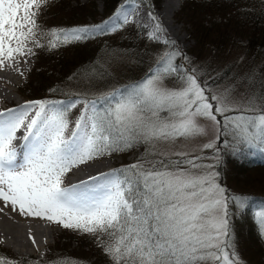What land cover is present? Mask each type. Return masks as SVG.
I'll return each mask as SVG.
<instances>
[{
    "label": "snow or ice",
    "instance_id": "1",
    "mask_svg": "<svg viewBox=\"0 0 264 264\" xmlns=\"http://www.w3.org/2000/svg\"><path fill=\"white\" fill-rule=\"evenodd\" d=\"M46 3L0 0V64L30 53L26 44L38 34L56 48L130 22L122 7L102 24L43 32L36 16ZM162 31L157 22L149 39L159 40ZM176 55L165 51L151 75L105 95L102 110L97 101H84L70 133L67 112L75 102L29 101L20 110L0 112V199L5 206L93 236L110 264H241L231 239L229 198L216 182L218 172L210 171L218 157L213 165L202 163L201 156L192 154V141L207 135L201 123L206 121L216 127L217 139L222 127L233 142L264 145V85L258 92L249 75L240 86L233 82L206 93L196 70L179 74ZM173 74L181 83L168 87L165 80ZM218 115L224 118L222 126ZM22 127L23 143L17 148L13 142ZM137 143L146 147L136 163L91 176V183L64 186L71 169ZM246 199L231 197L237 209ZM258 215L264 234V212ZM0 264L17 262L0 258ZM58 264L82 262L63 258Z\"/></svg>",
    "mask_w": 264,
    "mask_h": 264
},
{
    "label": "rangeland",
    "instance_id": "2",
    "mask_svg": "<svg viewBox=\"0 0 264 264\" xmlns=\"http://www.w3.org/2000/svg\"><path fill=\"white\" fill-rule=\"evenodd\" d=\"M185 1L186 0H181L172 17L167 18V23L169 24L171 22L173 24L172 26L175 28L176 34L171 32L158 16V12L163 3V0H158L157 6L153 12L148 11L143 4L135 2L136 5L143 7L142 10L147 16L151 13L149 24H146L143 20L129 19V23L133 24L135 28L140 26L144 28V38L139 42L138 47L132 49H118L115 45L111 47L112 49L110 50L103 49L102 45L98 42L99 40H96L99 39L100 33L95 35L94 40L89 41L90 47L96 48L99 46L98 57L92 62L97 61L100 69L93 68V65L90 63V68L86 70V73H80L79 76H76L74 78L73 87H70L72 92L74 91L77 93V96L62 100L65 104L75 102V107L69 109L71 111V116L68 118V129L74 127L73 125L75 122L71 123V121L77 120L79 117V113L84 109V101L95 100L97 101V107L102 110V106H107V101L103 100L105 95L112 93L114 90H122L126 86H131L151 75L156 67V61L165 51H169L168 49L170 48L167 47L169 43L167 45L164 43L166 38L163 31L171 37L173 40L172 42H174L173 44L178 46L179 51L185 53L184 56L178 57L177 55H179V53L175 50L177 51V55L174 57V64L179 67V74H184L189 69L196 70V75L206 86V93L216 92L233 82L236 83L237 86H240V82L245 80L249 75L253 77L250 83L254 85L259 92L261 85H264V54L254 56L253 58L244 56V50L239 45H236V51L234 49H231V51L228 47L215 51L210 44L199 49L192 35L193 28L186 16V10L184 8ZM92 3L94 4V10L90 9L93 5ZM103 13L104 10L101 0L96 2L94 0H63V2L57 6H52L50 0H47V3L43 4L39 9L36 18L42 20L43 26H46L47 30H49L53 28L98 25L97 21L102 19ZM153 16L156 18L155 20L152 19ZM43 20H45V22H43ZM217 20L219 19L217 18ZM157 22L163 29L162 32L157 33L159 40L149 39L148 33L155 30V24ZM47 24L52 25L48 27ZM119 30L120 29L111 32L110 34L113 35ZM115 37H117L118 41L121 40L123 37L122 32L117 33ZM246 40L245 38L243 39L237 36L236 44H245V42H247ZM40 47L41 42L38 40L37 35L36 38L30 40L26 44V48L32 50L30 53L26 52L24 55H15L11 59H3V63L0 64V112L8 109L17 110L18 104L24 107L25 104L29 102L27 101V95L30 96V92L28 90L26 91L25 88L29 87L28 81L32 79L36 67L38 66L37 60ZM179 74H173V76L167 77L165 80L166 85L168 87L179 86L181 83ZM242 87L247 88L248 85L245 84ZM81 95H87L89 98L86 100L82 98ZM114 102L115 101H113V103ZM30 119L26 117L25 123L30 121ZM218 120L221 125L224 124V118L222 116L218 115ZM201 123L206 127L207 135L193 139L192 154L201 156L203 158L201 162L206 165H213L214 157H218V160L215 161V166L210 168V171L218 172L215 179L221 187L225 188L226 183L236 190L247 191L245 187H241V184L248 180L258 179L264 176V172L258 169L245 174L246 170L240 169L236 164L234 165L233 160L235 157H238L236 153L241 152L242 149L240 144L242 143L233 142L230 135L226 136L224 134V130L223 133L220 134L219 139H221L219 140L216 138L217 132L215 126L206 121H201ZM70 132L71 131L68 130V133ZM24 134L25 129L22 127L17 132L18 139L13 142L14 146L17 148L23 143L20 138H22ZM209 142H212L215 147H202L203 144ZM134 146L135 147L130 148L127 153L122 152L123 149L113 151L111 154L100 155L88 161L86 164L71 169L64 176V186H67L69 181L68 177L71 176L74 171L80 170L81 167L88 166L91 163L103 160L107 161L106 165H110L111 168L109 167L106 173L114 169H120V167L125 165L136 163L138 158L145 154L146 146L141 143H137ZM250 147L253 148L255 146L251 145ZM233 150L236 152L234 155L230 154V151ZM256 154H258V150ZM126 162L128 163L125 164ZM221 162L224 163L226 169L225 177H223L224 185L221 184L219 180L220 172L217 170V165ZM228 202L230 204L229 209H231L229 219L232 223L231 232L233 233L231 239L235 245V252L241 261L243 256L245 257L250 254L247 250L248 239L250 240V238H252L257 242L258 238L253 231L252 233L248 231V235H246L244 231V229H246L244 227H250L249 225L251 222V220L244 215L247 204L245 203L242 209H237L232 200ZM251 209L252 213H256V222H254L257 223L258 229L260 230L261 225L258 214L264 212V210L260 206H252ZM241 227H243V229L238 233V229ZM8 230L10 231L9 233ZM7 235L17 236L16 238L20 239V242L26 243V246L27 244H33L32 239H34L37 246L34 249L25 251L27 248L17 242V244H15L17 247L15 245L10 247L6 245V239H8ZM244 236H247V238H244ZM0 239V249L3 248L5 252H10L13 256L18 258L25 257L39 260H45L46 254L56 249L58 243L60 248L68 249H78L80 244L71 230L64 228L59 222H53L47 218L21 215L18 207L13 211L12 205L9 203L5 206L2 199H0ZM43 241H45V245ZM41 243H43V245H41ZM18 248H21L22 251H17ZM83 249L85 250V248ZM86 254L88 258L91 253L87 252ZM93 260L94 257L91 256V261ZM260 262L264 264V252L260 258Z\"/></svg>",
    "mask_w": 264,
    "mask_h": 264
},
{
    "label": "trees",
    "instance_id": "3",
    "mask_svg": "<svg viewBox=\"0 0 264 264\" xmlns=\"http://www.w3.org/2000/svg\"><path fill=\"white\" fill-rule=\"evenodd\" d=\"M94 1L96 2L98 0ZM101 1L104 10L102 17L105 18L107 15L111 14L123 0ZM138 1L143 3L151 12H153L158 3V0ZM62 2L63 0H50L52 6L60 5ZM184 8L188 21L193 28L192 35L199 49L210 44L215 51L225 47H228L229 50L234 49L236 51V45H239L244 50V56L253 58L254 56L264 54V0H186L184 2ZM90 9L94 10V4ZM217 18L219 20H217ZM43 22H45V20H43ZM37 23L40 31L46 32L47 27L43 26L42 20L37 19ZM47 25L49 27L52 24ZM119 32H122L123 37L118 41L115 36H117ZM117 33L113 34L114 36H99V39L96 40H99L98 42L102 45L103 49L110 50L112 49L111 47L115 45L118 49H132L138 47L139 42L144 38V29L142 27L135 28L130 24L124 25ZM163 33L166 39L170 42L173 41L164 31ZM237 36L247 39V42L242 45L240 43L236 44ZM38 40L41 42L37 60L38 66L36 67L34 76L28 81L29 87L25 88L26 91L28 90L30 92V96L27 95V100L52 101L60 98L75 97L77 93L74 91L72 92L70 88L71 86L73 87L74 78L79 76L80 73H86V70L90 68V63L93 65V68L100 69L97 61L92 62L99 54V46L93 48L90 47L89 44V41L94 40V38L56 48L48 47L47 39L39 34ZM167 47H170L168 49L169 51L177 50L179 53V55H177L178 57L185 55V53L179 51L176 44L169 43ZM81 97L86 100L89 98L87 95H81ZM68 112L67 116H70V112ZM222 133L223 129L221 127L220 134ZM240 145L242 149L240 153H236L234 150L230 151V154L234 155V153H236L238 155V157H235L233 160L234 165L236 164L240 169L246 170L245 174L250 173V171H256L257 169L264 172V145L260 143H242ZM251 145L255 147L252 148L250 147ZM129 150L130 148H126L123 149L122 152L127 153ZM257 150L258 154L260 153L259 155L256 154ZM217 170L220 172L219 180L221 184L224 185L223 177H225L226 171L224 163L221 162L217 165ZM241 187H245L247 191L236 190L234 187H230L225 183V195L229 198L228 201H230L233 196L247 198V206L245 207L246 210L244 215H246L251 222L249 225L250 227H244L246 228L244 231L246 235H248V231L251 233L253 231L259 241L256 242L252 238H250V240L248 239L247 250L250 254L245 257L243 256L241 264H261L260 258L264 252V234L261 233L257 223H255L256 213H252L251 207L260 206L264 210V176L262 178L248 180L241 184ZM228 205L230 208L229 202ZM230 212L231 209H229V215ZM241 229H243V227L238 229V233H240ZM70 230L74 237L80 242L78 249L60 248L58 243L56 249L46 254L45 260H39L25 257L18 258L13 256L10 252H5L2 248L0 249V258H4L5 260L11 259L16 261L17 264H58L63 258L81 261L82 264H110L109 258L105 255L102 248L97 245L93 236L87 233H81L78 230ZM244 238H247V236H244ZM83 248H85V250ZM87 252L91 253L88 258ZM91 256L94 257L93 261H91Z\"/></svg>",
    "mask_w": 264,
    "mask_h": 264
},
{
    "label": "bare ground",
    "instance_id": "4",
    "mask_svg": "<svg viewBox=\"0 0 264 264\" xmlns=\"http://www.w3.org/2000/svg\"><path fill=\"white\" fill-rule=\"evenodd\" d=\"M180 2H181V0H163L162 7H161L160 11L158 12V16L161 18V21L163 22V24H165L167 26V28L171 32H173L174 34H176V30L172 26L173 24L171 22L169 24L167 23V18L168 17H172V15L175 13V10L177 9V7L180 4ZM142 8L143 7H141V6H139V8H134L132 6L125 7V9H127L128 12L132 13L131 18H133V19L136 18L138 20H143L146 24H149L151 16H149V15L147 16L144 13V11L142 10ZM140 14H141V17L137 18L138 15H140ZM170 20H171V18H170ZM22 108H23V106L18 104L17 110H20ZM34 114H35L34 110L33 111H29V113L27 115V118L28 119H30V117L32 118L34 116ZM73 126H75V124ZM73 128L74 127H71L68 130L71 131ZM19 145H20V143H19ZM106 162L107 161H105V160L98 161V162H95V163H91L88 166L81 167L80 170L74 171L73 174L71 175V178L69 179V185L80 183L81 181H89V177H91V176H98L101 173H106V171L110 167V165H108V164L106 165ZM89 183H91V182L89 181ZM9 232L10 231L8 230V233ZM7 237H8V239H6L7 240L6 245H9L10 247L11 246L13 247L15 244H17V242L27 248L25 251L34 249L37 246L36 244H27V246H26L25 245L26 243L20 242V239L16 238L17 236L7 235ZM43 242H44V245H45V241H43ZM41 245H43V243H41ZM17 251H22V249L18 248Z\"/></svg>",
    "mask_w": 264,
    "mask_h": 264
}]
</instances>
